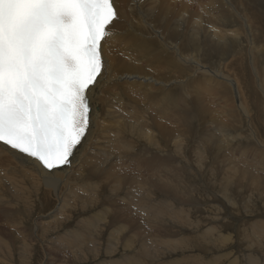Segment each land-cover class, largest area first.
Instances as JSON below:
<instances>
[{
	"label": "bare ground",
	"instance_id": "1",
	"mask_svg": "<svg viewBox=\"0 0 264 264\" xmlns=\"http://www.w3.org/2000/svg\"><path fill=\"white\" fill-rule=\"evenodd\" d=\"M115 6L120 23L104 43L107 71L103 86L92 97V126L87 142L77 151L72 166L61 175L64 182L58 191L45 186L36 168L21 163L14 150L0 146V207L9 204L27 210L41 204L44 196L54 195V210L46 215L48 220L36 219L35 226L41 231L51 221L60 226V215L62 224H67L85 196L124 191L128 183L135 193L141 188L145 191L144 201L134 205L136 212L159 233L166 231L167 236H172L179 228L189 230L185 225L168 222L173 218L181 220L178 206H183L181 211L186 212L187 218H192L191 209L203 213L198 203L201 190L212 195L215 188L225 193L235 189L232 197L214 208L215 215L205 219L223 227L230 215L234 218L237 206L246 212L253 202L264 204V171L257 174V169H264L263 159L252 160V165L248 163L245 159L254 147L246 149L243 142L246 139L264 152V140L257 137L262 126L252 116L249 93L242 92L239 80L232 76L235 73L230 75V68L225 69L236 62L231 60L235 57L243 71L244 66H249V72L258 74L259 57H264V0H115ZM233 27L236 28L231 30ZM254 87L264 96V84L259 79ZM213 96L216 98L210 99ZM257 107L258 118L264 119V98ZM194 129L199 130L198 134ZM243 131L247 135L243 136ZM192 136L197 137L196 154L203 157L205 152L213 164L212 172L204 176L195 163L184 157L183 147ZM178 140L180 143L173 149L172 142L176 144ZM133 165L139 168L130 167ZM204 166L205 161L201 169ZM143 167L150 171L146 179L147 171ZM222 170L226 176L220 179ZM230 173L234 174L233 182ZM72 180L75 182L71 184ZM243 184L246 194L239 191L243 192L240 188ZM256 184L257 193L253 192ZM248 193L255 196L254 200ZM117 202L103 213L104 218L96 222L95 229L112 219ZM28 217L25 215L24 219ZM247 217L252 218L246 220ZM261 217L249 214L242 219V225H251L242 229L237 245L240 250L235 257L243 264H246L244 255L251 262L262 254L264 220H259ZM78 219L84 223L82 218ZM11 226L13 223L7 224ZM70 227L61 236L66 245L59 247L61 252L64 249L69 252L70 261H75L79 258L77 235L83 225ZM15 228L19 230H16V242L25 246L32 239L28 232L33 237V228L21 221ZM204 230L202 239L193 245L207 251L214 244L205 237L214 227L211 224ZM217 230L222 246L228 247L232 236L224 234L221 227ZM86 237H93L89 228ZM165 239L149 238L141 250L151 257L150 249L159 251V244L166 247ZM108 245L113 256L117 243ZM134 247V243L126 245L131 251ZM130 258L127 254L124 261L121 258L112 261L128 264ZM221 258L217 256L213 264ZM146 264L151 261L147 260Z\"/></svg>",
	"mask_w": 264,
	"mask_h": 264
},
{
	"label": "snow or ice",
	"instance_id": "2",
	"mask_svg": "<svg viewBox=\"0 0 264 264\" xmlns=\"http://www.w3.org/2000/svg\"><path fill=\"white\" fill-rule=\"evenodd\" d=\"M119 23L115 0H0V146L57 191L90 134Z\"/></svg>",
	"mask_w": 264,
	"mask_h": 264
},
{
	"label": "rangeland",
	"instance_id": "3",
	"mask_svg": "<svg viewBox=\"0 0 264 264\" xmlns=\"http://www.w3.org/2000/svg\"><path fill=\"white\" fill-rule=\"evenodd\" d=\"M195 4L197 5V3ZM235 28L236 27H233L231 30H234ZM212 54L214 53H211V55ZM237 59L238 58L233 57L231 60H234L236 62L233 64L230 63L231 67H225V69L230 68L229 70L227 69L228 73H231L230 75L235 73V76H232L234 78L237 77V80H239L238 84H240L241 89L243 90L242 92L247 91L249 93V97H247V100L250 105L252 116L256 119V121L260 123L259 125L262 126H259L261 129L257 127L258 133L260 132L259 134H257V137L260 140H264V119L258 118L259 109L257 107L264 96L263 94L258 93L254 87L256 79H259L264 84V57H259L261 61L258 65L257 75L249 72V66H244L243 71L238 64L239 59ZM215 60H218V57L215 58ZM238 69L241 71H239ZM217 91L218 89L215 92ZM215 92H213L212 94L215 95ZM214 97L215 96L211 97L210 99H213ZM194 132L198 134L199 130L194 129ZM245 135H247V133L243 131V136ZM130 136L133 137V135ZM260 136L262 137L260 138ZM196 138L197 137L192 136V138L186 142L185 146L183 147L184 157L185 159L195 163L198 169H200V174L204 176L206 173L212 172L213 164L210 162L205 152L203 157L196 154L198 150L196 144H194V142L197 140ZM180 141L181 140L176 141V144H173L172 142L173 149L177 147ZM243 142L246 146V149L251 146L254 147L251 148L249 152L251 154H247L249 157L247 156L245 160H247V162L252 165L254 163V160L263 159L264 164V152L261 151V149H259L257 145L255 146V144L253 145L251 143H248L246 139H244ZM257 149L258 151L256 152ZM237 152L239 153L240 150ZM149 158L152 159V157L150 156ZM157 161L159 163H164L161 160ZM204 161L205 166L201 169ZM130 167L139 168L135 167L134 165ZM143 170L147 171L146 173H144L146 179L150 174V171H148L146 167H143ZM257 170V174H260L264 171V169ZM219 173L220 179L226 176L223 170ZM246 176L249 175L246 174ZM229 179L231 182L234 181L235 178L233 173L229 174ZM197 181L200 183V179ZM73 182L75 181L72 180L71 184ZM125 186L127 188L124 191L102 192L96 195L85 196L80 203L77 213L71 216V220L67 224H62L63 216L60 215V220H58V224L60 226H57L54 223L55 221H51V225L53 228L49 223V225H45L41 231L37 230L35 222L39 220H48L46 215L54 210V195L44 196V200L41 204L31 206V208L27 210L16 209L10 207L9 204H3V206L0 207V214L3 217L2 218L0 216V264H116L112 261V259L121 258L122 261H124L127 254L131 255V261L128 264H146L147 260L151 261V264H180L183 263V261L186 264H213V259L217 258V256H222L223 258L219 259V261L216 260L214 264H243L242 261L237 260L235 257L237 251L240 250L237 245L240 242V235L241 233H243L242 229L251 225L247 223H245V225H242V219H245L243 217L251 214L255 217L263 216L259 220H264V204L256 201L253 202L251 208L246 212L242 211V207L237 206L235 208L236 212L234 211L237 216L234 214L235 216L234 218H232L230 215L223 222L224 227L223 225H219V223H208L207 221H205V219H208L207 216H214L217 212V210H214V208L219 204H224L228 197H232L235 189L233 188L231 192L225 193L222 189L215 188L213 189L214 193L212 195L207 190H201L198 193V203L200 204L199 209L202 210L203 213H198L197 210L191 209L190 213L192 218H187L186 212L183 213L181 211V208L183 206H178L177 208L179 210V217L181 220L173 218V221L168 222H171L172 224L175 223V225H185L189 230L179 228L178 232L174 233L172 236H167L165 234L166 231L159 233L155 226H151L146 220H144L143 215H139L136 212L134 205L140 203L141 201H144L145 191H143L141 188L137 193H135L134 190H131L130 184L126 183ZM240 188H242L243 190L242 192L239 189L240 194H246L244 193L246 192V184H243ZM256 188L257 184L253 191L255 193H257ZM248 197L252 200H254L255 198V196L250 193H248ZM221 198L224 199L223 202L220 201ZM116 200H118V207L115 210V214L112 219L105 226L95 229L96 222L102 219L103 213L108 210V208L111 209L112 206L116 205ZM8 202H11V200H9ZM35 203L38 202L35 201ZM139 205L141 207H145L144 205ZM5 206L7 208H4ZM29 206L30 205H27V207ZM184 208L186 209V207ZM86 209L88 212H86ZM25 215L29 216L27 220L24 219ZM78 218H82L84 220V223H81L83 221L79 222ZM251 218L247 217L246 220H250ZM115 220L116 222L114 224ZM20 221L26 224L28 227L33 228V237L30 234L31 232H28L32 239L25 246H22L20 243L16 242V240L18 239L16 230H19L16 229L15 226ZM77 222L80 225H76ZM8 223H13V226H11L10 228L7 227ZM211 224L214 227V230L208 233L205 238L206 241L207 239L212 240V243L214 245L212 244V248H208L206 246L208 250L206 249L207 251H203L201 247L194 246L193 243L199 242V240L202 239L200 238V236H202L203 230H206L209 226H211ZM69 225H71V227H73L74 229H76L77 226L79 227L83 225L77 235L79 258L75 261H70L71 257L69 252H67L66 249H64V252H61V249L59 247L61 245H66L64 243L66 242V240L62 241L61 236L63 235L62 233H64V230L67 229ZM220 227L222 228V230L224 229L222 231L224 234H230L232 236V243L229 240L230 244L228 243V247L222 246L220 242V234L217 230ZM88 228L90 229V233L93 234L92 238L86 237V230H88ZM23 229L27 230L24 227ZM52 229L55 230L53 231ZM56 230L59 235L57 234ZM149 238H151V240L155 238H166L165 241H167L168 243L166 244V247L162 244H159L161 246V249L159 251L150 249V251L152 252V256L150 257L148 256L147 252L141 250L142 247H145V243L149 241ZM46 240L49 241V243H47ZM260 242L262 254L260 253L261 255L259 259H252V261L250 262L245 258L244 255L246 264H264V236ZM109 243H117L113 256H110L109 254ZM132 243L135 244V250L131 251L129 249H126V245ZM80 244H82L83 248L91 259H89L87 255L82 251ZM240 252L243 253L242 251Z\"/></svg>",
	"mask_w": 264,
	"mask_h": 264
}]
</instances>
